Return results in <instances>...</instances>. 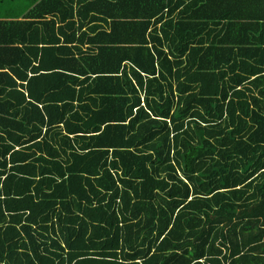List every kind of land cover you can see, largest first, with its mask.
<instances>
[{
  "label": "trees",
  "instance_id": "16d2710c",
  "mask_svg": "<svg viewBox=\"0 0 264 264\" xmlns=\"http://www.w3.org/2000/svg\"><path fill=\"white\" fill-rule=\"evenodd\" d=\"M12 2L0 264H264V0Z\"/></svg>",
  "mask_w": 264,
  "mask_h": 264
},
{
  "label": "crops",
  "instance_id": "0c3cea01",
  "mask_svg": "<svg viewBox=\"0 0 264 264\" xmlns=\"http://www.w3.org/2000/svg\"><path fill=\"white\" fill-rule=\"evenodd\" d=\"M215 8H216V6L214 7V9ZM178 10L179 9L175 10L174 15L177 14ZM0 11H3L4 14H6V13L8 14V15H3V16L0 15L1 20H6V21L15 20V21L25 22L24 25L21 24V29L19 31V34H17L16 36L14 33H12L13 35L1 34L0 36L1 37L13 36L14 37L13 39H15V41L14 40L11 41L10 46L15 45V46H20V47H22V46L25 47L26 45H28L29 41L26 40V38H28L30 36V30L32 28L31 27L32 25H29L27 22L32 21L31 20L32 18L24 15L26 12H28L26 4L19 3L17 6H15L13 4L12 0H0ZM17 12H19V13L21 12V14L14 15V16L9 15L12 13L13 14L17 13ZM33 21H36V19ZM4 59H6V55L4 53H1L0 54V60H4Z\"/></svg>",
  "mask_w": 264,
  "mask_h": 264
}]
</instances>
